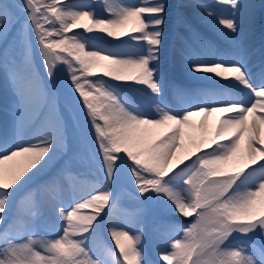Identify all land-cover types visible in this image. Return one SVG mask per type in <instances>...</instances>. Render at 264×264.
Segmentation results:
<instances>
[{"label": "snow or ice", "instance_id": "snow-or-ice-1", "mask_svg": "<svg viewBox=\"0 0 264 264\" xmlns=\"http://www.w3.org/2000/svg\"><path fill=\"white\" fill-rule=\"evenodd\" d=\"M216 4L228 14L195 6L234 43L243 19L251 28L256 6ZM167 8L164 0H0V71L14 97L11 108L0 104V113L11 116L13 129H36L30 140L0 133V264H264V60L257 74L242 46L228 58L206 59L192 48L208 42L182 37L180 54L192 78L219 91L186 93L182 111L162 106ZM61 73L79 109L70 106L67 118L53 88ZM216 112L226 115L213 131L207 121ZM70 129L99 165L101 186L65 202L59 178H75L65 160L27 192L31 209L10 217L15 198L62 149L72 150ZM123 178L140 205L162 213L157 227L169 214L191 219L155 262L142 230L109 224L110 243L102 240L101 221L116 208L112 189ZM41 193L58 224L51 238L36 232ZM133 215L139 225L144 208Z\"/></svg>", "mask_w": 264, "mask_h": 264}, {"label": "rangeland", "instance_id": "rangeland-1", "mask_svg": "<svg viewBox=\"0 0 264 264\" xmlns=\"http://www.w3.org/2000/svg\"><path fill=\"white\" fill-rule=\"evenodd\" d=\"M263 1L264 0H247V2L257 4V6L254 9V12L255 11L257 12V10L262 11ZM10 2H19V0H10ZM61 2H64V1L61 0ZM85 2H87V0H85ZM126 3H128V2H126ZM129 3H133V2L129 1ZM174 9L179 12V18L180 19L185 18L186 14L180 10L178 4L176 6L174 4ZM187 22L190 24L189 26H187V28L190 31H194L196 33L197 29L195 28V25L193 24V22L190 20H187ZM255 22H256V20L253 19L252 26H253V24H255ZM183 28H184V26H180V29H183ZM244 28L249 29V22L246 19H243L241 21V29H244ZM200 33L203 35V37H205V38H203L204 41H206V39H209V40L211 39L210 41H214L215 43H217V45H219L220 42H218L216 39L209 36V34H208L209 31L208 32L203 31ZM260 34H261V37L264 41V31L262 30L260 32ZM236 39L237 38H235V40ZM229 42L225 41L224 42L225 45L220 43V44H222V47L225 48V51L227 50V52L225 54L228 57H229V53H231L233 55L235 53V52H233L232 47H230ZM97 43H104V42L97 41ZM175 44H178V43H175ZM196 44L198 45V47L200 46L198 43H196ZM104 46H107L106 43H104ZM247 47H248V45L245 48H247ZM40 71L43 72L42 67H41ZM1 75L3 76L2 71H0V76ZM66 80H67L66 75L64 73H61L58 82H61L66 86ZM185 87H188V86L186 85ZM53 88L56 91L58 103H59L62 111L64 112L65 117L67 118L69 116L68 108L70 106L72 107V105L69 102V100L67 99V97L65 96V91L61 90L57 86V84L54 85ZM216 89H218L217 86H216ZM175 94H172V96H173L172 98H173V100H175L178 103L177 105H176V103L173 104L172 101H171V104L170 103L168 104V102L163 101V104H164V106L169 107V108H170V106H172L173 108L177 109L176 111H179V106L181 107V105L178 102L179 98H178V96H176L177 94L176 95ZM125 95H129V94L126 93ZM130 98L134 99L132 96H130ZM13 99H14V97H13ZM9 103H10L9 99L0 96V104L7 105ZM3 118H4L3 114L0 113V133L2 132L1 131L2 126L5 125ZM6 124L10 128V125H9L10 120L8 122L6 120ZM12 124H13V122H12ZM31 128H32V126L30 125L28 127L24 126L23 128H16V129H13L12 131L13 132L15 131V134L19 139L30 140L36 131V129L34 127L31 130V132L28 131ZM69 131H70V134L73 136L72 150L66 152L65 150L62 149L60 154H58L57 159L53 162V164L50 165L49 168L45 169V171L39 177H37L33 181V183L28 186V188L25 189L24 193H22L21 195H19L15 198V200L9 206L8 215L10 217H13L12 213H14L21 206L30 205L24 199L27 192L31 191L37 185L42 183L43 180H45L49 176L53 175L57 171V169L60 168L64 164L65 160H69V159L71 160V171L75 175L74 180L76 179L75 185L72 187L73 189H71L68 192L63 187L64 182H67V180L66 179L64 180V178L62 176L59 178V184H60L61 189H62L61 199H63L65 202L73 199L74 196L76 198H78L80 196L88 194V193L92 192L95 188H98L101 186L100 183H98L102 180V174L99 173V165L88 158L87 150L74 139L75 134L72 133V130L70 129ZM26 134H28V135H26ZM95 180H97V182ZM71 181L72 180H70V182ZM71 183L73 184V182H71ZM126 183L130 184L126 178H123L118 185L113 187V189H112L113 197L115 198L116 196H118L119 201H118L116 208L113 209L110 212V214L105 215L103 221L106 224L121 225V226L132 228L134 230H137V229L142 230V240H143L144 248L148 253V258L153 257L151 260L153 262H155L157 260V253L160 252L161 250H164L167 247L165 241L172 238V237L182 235V233L179 231V229L183 225L190 223L191 219H184L182 217H173L172 219H168V218L166 219L165 218L166 223L162 227H157L158 222L160 221V219L162 217V213L153 205H140L139 202L135 199V192H132L126 186ZM87 187H88V189H87ZM42 194L47 195L45 193H41V195ZM41 195L39 198H41ZM137 207H143L144 208V215L142 217H140L142 223H140L139 225L136 224L137 218L133 215V210L136 209ZM105 211L108 212V209H106ZM103 221H101L100 234H101L103 242L110 243V240H109V238L105 232V229H104L105 224L103 223ZM50 227L52 228V230H50L48 232L39 231V232H37V235L41 236L42 238H51V236L54 235L55 230L58 228V224L52 223V225H50Z\"/></svg>", "mask_w": 264, "mask_h": 264}, {"label": "bare ground", "instance_id": "bare-ground-1", "mask_svg": "<svg viewBox=\"0 0 264 264\" xmlns=\"http://www.w3.org/2000/svg\"><path fill=\"white\" fill-rule=\"evenodd\" d=\"M62 1L66 2V0H62ZM129 1H131L133 3L136 2V0H129ZM164 2L168 5L167 14L165 17L166 23L164 25L165 43H164L163 48H162L161 62H160V69H161V72H162L163 77H164V80H163L164 93H163V96L157 101V103H161L162 106H164V104H163L164 97H166V96L170 97V95L173 94V92H175L179 86H186V85L188 86L189 82H194V85L195 84H201V83L205 82V81L195 80L192 78V75L189 73L188 68H187V66H186V64H185V62H184V60L180 54V50L182 49L183 43H184V41L181 39L182 37L187 38V39H191V37L194 34H196L201 39L205 38V37H203V35L199 31H196V33L194 31H190L187 28V26L190 25L187 22V20L193 21L195 23V27L198 30L200 29L202 32L203 31L204 32L209 31V33H208L209 36L216 39L217 41L222 42V43L224 41H228L225 37L220 35L219 32L215 31L211 25L206 23L204 19H202L201 9L195 6V5H202V6L213 9V11H215L217 13V15H221V14L227 15L228 14L227 9L224 7H218L216 4V0H167V1L164 0ZM246 2H247V0H246ZM174 4H176V5L178 4L180 10L186 14L184 19L179 18L178 12H176L174 10ZM254 5L257 6V4H254ZM259 13H260L259 10H257V12L255 11L253 19L258 20ZM260 19H262V18H259V20ZM180 26H184V28L180 29ZM253 37L254 36L252 33H250L249 29L244 28V29H241V34L236 37L238 39H236V41L234 43L231 41L230 42L228 41V42L233 44L232 49L235 52L237 49L240 50L241 46L245 48L250 43V41L253 39ZM175 43H178V44H175ZM194 44L196 45V43H194ZM1 45H2V43H0V47H1ZM196 47L198 48V53H199L198 56H200L202 58H206V59H216L214 54L213 53L210 54L205 48L198 47L197 45H196ZM217 50H218V46L216 45L215 51L217 52ZM250 68L253 70L254 67H250ZM58 85L61 88L66 89V86L64 84L58 83ZM189 90L192 91L193 86L189 87ZM10 91H11V87L4 83V78L1 75L0 76V96L6 97V98L7 97L12 98L13 93ZM132 97L134 99H136L135 96H132ZM186 100H187V97L185 96L183 99V101L185 103L182 102L181 107L178 105L179 111H182L183 108L185 107ZM72 103L75 107V111L78 113L79 109L76 107L75 101L72 100ZM172 103L174 104V102H172ZM170 108L173 109L174 111L177 110V109L173 108L172 106H170ZM224 115H226V113L216 112V113H213L208 118L207 124L211 127V129L213 131L215 129V126L218 124L219 119ZM201 119H202V116H200V115H196V116H193L191 118L192 123L197 127V129L199 127ZM6 120H7V122L10 120L9 125H10V128L13 130V124L11 122V116L6 117ZM62 177L64 178V180L65 179L67 180V184L65 185L64 189L69 192L71 189H73L72 187L75 185V182L72 184L67 177H65V176H62ZM126 186H128L130 189H132L135 192V189L132 187V185L126 183ZM48 199H49L48 196H46V195L42 196V204H43L44 209L41 208V214L38 216L37 222H42L45 224L52 222L54 224H57L54 216L47 209V203L46 202ZM29 210L30 209L20 207L16 210V212L14 214L16 217H22ZM173 217L174 216L169 214L165 218L166 219L167 218L172 219ZM103 223L105 224L104 229H105V232L109 238V235H108L109 224H106L104 221H103ZM109 240H110V238H109Z\"/></svg>", "mask_w": 264, "mask_h": 264}]
</instances>
